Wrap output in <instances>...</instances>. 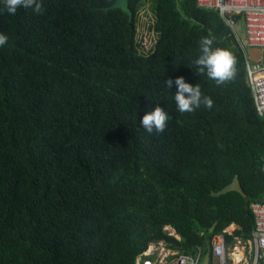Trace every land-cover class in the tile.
<instances>
[{
	"label": "trees",
	"instance_id": "trees-1",
	"mask_svg": "<svg viewBox=\"0 0 264 264\" xmlns=\"http://www.w3.org/2000/svg\"><path fill=\"white\" fill-rule=\"evenodd\" d=\"M114 2L0 12V264H136L154 241L195 254L233 224L228 245L252 235L250 205L264 200V119L239 41L218 10L155 0L147 32L157 37L145 50V0H129L131 21L105 9ZM203 36L235 57L222 85L192 64ZM177 76L212 107L181 113L175 85H165ZM157 105L170 118L149 134L140 118ZM235 176L244 194L213 195Z\"/></svg>",
	"mask_w": 264,
	"mask_h": 264
},
{
	"label": "built area",
	"instance_id": "built-area-1",
	"mask_svg": "<svg viewBox=\"0 0 264 264\" xmlns=\"http://www.w3.org/2000/svg\"><path fill=\"white\" fill-rule=\"evenodd\" d=\"M196 3L200 7L218 10L239 41L246 59L247 77L255 106L264 119V61L261 60L264 48V0H196ZM234 15L239 16V20ZM238 22L242 24L244 39L236 30ZM253 47L261 50V55L256 59H251L248 53V49ZM250 207L254 218L251 237L246 240L236 237L233 244L228 245L224 236V232L231 233L228 228L214 234L209 246L208 264H264V200L254 201ZM166 229L175 234L171 227ZM204 254L201 248L195 254L180 253L168 248L163 241H154L137 257L136 264H202Z\"/></svg>",
	"mask_w": 264,
	"mask_h": 264
},
{
	"label": "clouds",
	"instance_id": "clouds-1",
	"mask_svg": "<svg viewBox=\"0 0 264 264\" xmlns=\"http://www.w3.org/2000/svg\"><path fill=\"white\" fill-rule=\"evenodd\" d=\"M2 2L4 7L0 9V12L6 10L13 15L19 7L30 8L37 14L43 11L42 0H2ZM7 39L5 34L0 33V46L5 45ZM215 40L214 36H203L200 39L199 55L192 61V64L198 73H206L217 85H222L234 77L236 60L231 51L217 46ZM165 85L168 89H172L173 85H175L176 91L173 98L181 113L193 112L202 104L207 108H211L213 105L212 99L202 94L198 84L193 85L187 82L183 76H177L174 80L168 78L165 80ZM169 118L164 108L157 105L154 109L143 114L140 118V123L149 134L154 129L157 132H163Z\"/></svg>",
	"mask_w": 264,
	"mask_h": 264
},
{
	"label": "water",
	"instance_id": "water-1",
	"mask_svg": "<svg viewBox=\"0 0 264 264\" xmlns=\"http://www.w3.org/2000/svg\"><path fill=\"white\" fill-rule=\"evenodd\" d=\"M109 8H120L122 11H124L125 13L128 14L130 21L133 18V11L131 10V8L129 6V0H115V2L111 6L106 7L105 9L107 10ZM236 30H237L240 38L244 39L245 38V34L243 32L241 22H238L236 24ZM232 47L235 50H237V44L236 43H234L232 45ZM248 53H249V56H250L251 59H256V58H258L261 55V50L259 48H254L253 47V48H249L248 49ZM232 190L238 191V192L244 194V190H243V188L241 186V183H240V181L238 179V176H235L233 178V181L230 184L224 186L220 191L214 192L213 195L219 196V195H221L223 193H227V192L232 191ZM215 227H216V222L210 227L209 231L213 232ZM209 259H210V250H209V246H208V250H207V252H206V254L204 256L202 264H208Z\"/></svg>",
	"mask_w": 264,
	"mask_h": 264
},
{
	"label": "rangeland",
	"instance_id": "rangeland-1",
	"mask_svg": "<svg viewBox=\"0 0 264 264\" xmlns=\"http://www.w3.org/2000/svg\"><path fill=\"white\" fill-rule=\"evenodd\" d=\"M154 3H155V0H145V4L143 5V7L139 9V14H138V17H139L137 21L138 23L137 32H139L138 39L142 41L141 44L145 50L153 46L156 40V33L153 30H151V34L147 32L148 24L149 23L154 24V14L152 13L153 7H151V6H154ZM261 60L264 61V48H262ZM235 227L236 225L233 224L228 227V230L232 232Z\"/></svg>",
	"mask_w": 264,
	"mask_h": 264
},
{
	"label": "crops",
	"instance_id": "crops-1",
	"mask_svg": "<svg viewBox=\"0 0 264 264\" xmlns=\"http://www.w3.org/2000/svg\"><path fill=\"white\" fill-rule=\"evenodd\" d=\"M234 229H235V228H234ZM234 229H233V230H234ZM205 254H206V253H205ZM205 254H204V256H205ZM203 259H204V257H203ZM202 262H203V261H202Z\"/></svg>",
	"mask_w": 264,
	"mask_h": 264
}]
</instances>
